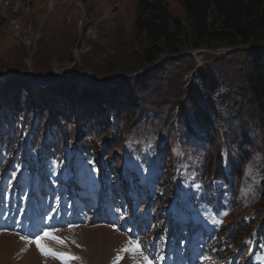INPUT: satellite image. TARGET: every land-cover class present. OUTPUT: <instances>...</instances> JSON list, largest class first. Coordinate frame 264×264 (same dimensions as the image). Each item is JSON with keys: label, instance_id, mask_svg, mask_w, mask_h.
<instances>
[{"label": "rangeland", "instance_id": "obj_1", "mask_svg": "<svg viewBox=\"0 0 264 264\" xmlns=\"http://www.w3.org/2000/svg\"><path fill=\"white\" fill-rule=\"evenodd\" d=\"M168 4L171 12L185 19V13L179 0H164ZM140 12L138 0H0V74H7L9 78L21 79L24 85H8L6 92L0 91V115L5 117L7 122L12 119V112L10 108H15L19 105L20 100L26 97V89L31 100L39 102L42 98L45 112L42 115L55 117L57 123L60 125H67V127L75 126L74 137L75 143L73 147L78 152L79 141L81 140L79 130L94 138L98 134V122L100 118L97 109L90 110V115H86L83 120L78 113L63 110L61 107L67 105L64 98L59 91L60 87L65 84H75L83 82L89 85L80 87L83 92L85 89L98 87L104 90V86L108 83H115L120 90V97L126 98L130 91L131 78L143 74L155 67L160 70V78H153L156 86H148V93L150 98L162 97L168 98L170 101H177V107L187 105L188 101L192 102L195 98L200 106H206L210 100L218 102L219 114L224 117H231L236 113L243 111L244 115L249 114V109L255 110L259 114L257 108L258 98L254 95V91L250 86V77L255 75V67L258 63V57L253 47L254 45H238L236 47H221L215 49H187L181 54H169L157 60L152 65H143V50L140 38L135 30L134 22ZM251 62L248 64V62ZM162 63L163 66L158 64ZM136 68V69H135ZM207 68L209 74H214L215 77L226 79L227 85L222 88L211 89L210 83L203 82V78L199 76L200 69ZM132 69V70H131ZM157 69V68H156ZM226 72H225V71ZM109 73V74H108ZM122 73L109 81H100L102 77L110 74ZM46 75H53L52 80H39L43 86H35L29 81H35L33 77H45ZM198 75V76H197ZM33 76V77H32ZM50 78V77H49ZM48 79V78H47ZM49 81L56 83L49 85ZM36 82V81H35ZM60 82V83H59ZM183 82V84H182ZM221 83L223 80L220 81ZM57 83H59L57 85ZM94 84V85H92ZM152 84V85H154ZM195 84V88L191 86ZM226 84V83H225ZM181 86V87H180ZM231 88V89H230ZM23 91V92H22ZM55 91V92H53ZM232 91L234 94H232ZM225 92L224 96L233 99H218L219 93ZM189 94H193L188 98ZM228 94V95H227ZM22 98V99H21ZM210 99V100H209ZM125 100V99H124ZM236 100V101H235ZM9 101L12 104H8ZM140 101V100H139ZM33 108H37L36 104H32ZM176 107V108H177ZM126 111L133 109V107L126 106ZM147 109L146 106H142ZM189 111L191 108L186 107ZM244 108V110H243ZM108 109L113 111V107L108 106ZM35 111V110H34ZM112 111H110L112 113ZM144 111V110H143ZM101 112V111H100ZM105 109H103V112ZM174 113H176L174 115ZM137 113L130 116L131 123L137 121L141 116ZM111 115H109L110 117ZM9 117V118H8ZM68 120H67V119ZM105 119V117H102ZM177 109L172 113L171 123L166 124L164 119L160 121L155 117V120L143 121L142 124H147L144 129L143 136H138V132L129 127L127 130L119 129L117 135L121 133L123 138L119 140L114 133L107 138V148L112 156L119 157L118 167L115 172L118 174V184L108 183L106 189L113 191L115 188L120 189L121 171L126 168L130 156L127 153L128 143H131V154L140 159L147 156L148 163H155V159L159 157L160 163L164 164L166 174L173 169L175 156L173 150L178 146V143L170 145L169 150H172L171 155L167 153V146L163 143V132H169L173 125L177 127ZM1 119V118H0ZM48 120V119H47ZM47 120L44 122L47 123ZM111 117V125L107 120L102 121V126L113 131V122ZM169 122V121H168ZM167 122V123H168ZM256 123V122H254ZM69 125V126H68ZM88 125V128L85 127ZM122 127V123L120 124ZM179 126L182 124L179 121ZM195 130L198 127L194 126ZM77 130V133H76ZM1 131V130H0ZM138 134V135H137ZM83 137V138H84ZM167 137V135H166ZM82 138V139H83ZM86 141V140H85ZM201 138L198 134L189 136L187 141H182V150L188 146L191 150L197 149L201 145ZM184 151V150H183ZM179 152L182 153L181 148ZM126 154V155H125ZM264 162V154L261 151L255 152L248 161L246 167L248 173L241 180L237 195L233 196L231 202L224 204L223 209L216 213L211 212V207L204 202H200L199 210L202 211L201 217L196 220L192 230V235H187L186 228L167 226L166 219L162 214L157 216H148L141 222L136 221L134 231L136 234H131L130 237L135 241H140L142 245L150 247L154 250L153 257L157 259L158 263L163 264H224L227 261L230 252L236 250L238 247L227 246L218 249L212 242L215 237V228L223 223L233 222L238 225L241 221L249 222L254 225L258 216L264 218V210L261 212L259 206L258 192L256 186L259 185L264 175L260 173V165ZM199 162H196L198 164ZM16 166V164H15ZM15 166L9 167L10 172L7 173L5 180L0 183V188L7 192H13L12 200L5 202V212H0V224L13 225L15 227L25 226V220L39 217L43 210L49 205L55 210L56 218L57 198L52 202L50 198L40 199L38 196L39 189L32 190L34 175H32V182L28 177V171H25L23 176L22 186L16 183ZM113 166V165H112ZM188 169V181L192 180L191 174H196L195 165L190 161H186ZM51 174L40 176L45 179V191L49 189L55 191L60 180H54L53 173L57 170V166L52 164ZM77 169L70 172L71 180L64 185L65 197L69 195V199L76 197V175ZM152 173V172H150ZM20 175V172L17 174ZM166 176V177H167ZM14 177V180H13ZM35 177H39L37 174ZM85 179L99 177L94 171L90 173L84 169ZM165 177V178H166ZM182 177V176H181ZM178 181V174L175 177ZM172 180L171 175L168 176V184ZM187 180V179H185ZM95 181H98L95 179ZM14 182V189L8 187ZM24 182L29 183V192L24 193L22 190L26 189ZM219 186L222 185L218 181ZM49 185V187H46ZM16 189H19L16 192ZM126 190V188L124 187ZM230 195V193H228ZM99 197V196H98ZM231 197V196H230ZM23 201H29V205H24ZM71 200H67V203ZM73 202H76L74 199ZM225 207V208H224ZM72 206L70 207L69 218L73 222H86L94 224L97 220L93 214L86 216V214L74 213ZM9 211L10 215H5ZM29 211V216L25 220L15 219L18 216L24 217ZM160 212V210L158 209ZM206 213H204V212ZM227 212V215L224 213ZM68 215V212L64 213ZM136 217V216H135ZM133 217V218H135ZM214 218L211 224L213 228L207 226V222L203 218ZM129 217L121 218L122 222L131 223ZM99 220H102L99 218ZM158 222V225L156 224ZM164 223V224H162ZM37 227L36 224H34ZM163 225V226H162ZM162 226V229H161ZM31 227V226H30ZM6 229V227H2ZM258 228V226H257ZM168 233L165 238L164 233ZM177 234L176 250L174 243L170 242L173 232ZM199 231V232H198ZM202 231H206L207 235ZM202 232V233H201ZM253 234V233H251ZM54 235L64 240V244L53 245L56 251L68 253L78 259L69 261V264H113L117 256L123 257L119 260V264H143L142 254H134L131 252L125 253L120 250L128 244L129 240L126 234L109 225H97L92 227H83L82 232L79 229L74 231L73 237H67L60 232H54ZM214 239H217L216 237ZM248 239L242 240L240 256L241 262L246 264L248 260V252L250 251ZM31 252H36L37 256ZM259 255L253 257L258 262H264V246L260 250ZM11 253H14L13 255ZM257 257H260L258 259ZM45 256L40 254V250L36 244L29 245L23 243L21 240L16 241L13 237H0V264H40ZM62 264V261L61 263ZM234 264H240L235 262Z\"/></svg>", "mask_w": 264, "mask_h": 264}, {"label": "trees", "instance_id": "obj_2", "mask_svg": "<svg viewBox=\"0 0 264 264\" xmlns=\"http://www.w3.org/2000/svg\"><path fill=\"white\" fill-rule=\"evenodd\" d=\"M138 1L140 12L135 19L134 27L140 38L144 56L143 65L137 67L152 65L166 55L181 54L187 49L233 48L238 45L255 46L253 48L256 51L258 63L255 67V75L250 77L249 84L254 95L258 98L255 109L260 111L259 114L255 110L249 109L247 115H244L240 110L230 118L224 117L219 114L218 102L210 99L204 107L200 106L195 98L181 108L184 141L186 142L189 136L198 134L202 142L195 150L185 146V158L197 167V178L204 185V195L210 196L212 202L220 206L230 190L226 187H217L215 181L223 180L231 188L235 186L234 191H231L234 196L239 190L251 156L257 151L264 154V0H179L185 13V19L175 16L164 0ZM250 63L249 61L248 64ZM158 65L163 66L162 63ZM206 69H200L199 74L205 83L212 81L211 89L214 90L221 80L228 83L226 79H220L214 74L207 73ZM160 70L155 67L131 78L130 91L124 98L125 100L120 97L118 87L113 84H110L111 87L105 91L92 87L80 94H78L79 88L76 85L63 84L59 91L65 100L63 104L67 106L61 108L86 117V115H90V110L101 106L100 109L98 108L101 112L97 109V115L101 118L104 116L105 119L100 118L98 125H102L101 122L106 120L111 125V116L114 115L116 126L119 129L127 130L129 127H133L141 137L144 134L143 130L155 120V117L162 121L164 116V119H167L166 124L170 123L172 113L177 107V101H170L168 98L162 99V97L150 98L151 95L146 88L149 85L154 87L160 83L154 84L153 80V78H157V80L158 77L160 78ZM120 74L122 73L106 75L100 81L112 80ZM45 77L55 76L46 75ZM12 83L24 85L20 79H11L8 84L2 85L0 82V91L6 92L7 85ZM151 86L149 87L151 88ZM24 92H26V97L21 98L22 102L20 100L19 105H16V108L21 106V109H18L20 114L23 112V116L28 117L32 114L33 109L39 114L47 111L43 106L45 104L42 102L43 99L34 102L31 100V96H28L27 89ZM232 94H234L233 91ZM192 96L193 94H189L188 98ZM222 97L226 100L233 99V96L230 98L223 95ZM8 104H12V102L9 101ZM32 104H36L37 108H33ZM130 105L133 109L126 111V108H123L120 110L122 107ZM107 106L113 107V111ZM142 106H146L147 109H143ZM186 107L191 110L189 111ZM103 109H105L104 113H102ZM137 113L141 114V117L131 123L130 116ZM109 115L111 116L109 117ZM143 121H147L148 125L142 124ZM50 122L51 128L56 130L59 137L62 138L61 127L63 126L57 124L55 117H51ZM40 124L39 121L38 127ZM195 125L198 130H195ZM113 128H115L114 125ZM104 130L105 132L99 131L98 137L108 138L113 132L107 128ZM71 132L73 133L74 129H71ZM170 138L172 147L176 140L173 125ZM167 148L169 149V145ZM196 162L199 163L196 164ZM259 168L260 173L264 175V162ZM257 191L259 206L262 207L261 212H263L264 179ZM248 227L249 225L242 221L234 230L235 244L240 243V239L244 236L242 233H246ZM227 229L226 226L221 228V233H226Z\"/></svg>", "mask_w": 264, "mask_h": 264}, {"label": "snow or ice", "instance_id": "obj_3", "mask_svg": "<svg viewBox=\"0 0 264 264\" xmlns=\"http://www.w3.org/2000/svg\"><path fill=\"white\" fill-rule=\"evenodd\" d=\"M228 213L225 212L224 215H227ZM55 229L49 230V229H44L42 230L41 233H38L33 237L31 236H21L22 240H28L29 242H34L36 244V247L40 250L42 255L45 256H51L52 258L59 259L62 261V264H69V261L73 259H78V257H74L68 253H63V252H58L55 249H52L50 247H46L42 241L45 239L55 241L57 244L63 245L64 240L61 239L60 237H57L54 235ZM121 252H131V253H143V249L141 246L140 241H129L128 244L120 250ZM123 257L117 256L116 260L113 261V264H119V260L122 259ZM260 259V257H257ZM143 264H153V262L148 258V256L143 257Z\"/></svg>", "mask_w": 264, "mask_h": 264}, {"label": "bare ground", "instance_id": "obj_4", "mask_svg": "<svg viewBox=\"0 0 264 264\" xmlns=\"http://www.w3.org/2000/svg\"><path fill=\"white\" fill-rule=\"evenodd\" d=\"M198 76V75H197ZM200 76V75H199ZM21 80V79H20ZM22 81V80H21ZM203 82H204V80H203ZM29 83H32V84H34L35 86H43L44 85V83L43 84H39V83H35V82H30L29 81ZM60 83V82H59ZM59 83H57V85L59 84ZM15 83H12V84H9V85H14ZM49 85H55L56 83H48ZM65 84V83H64ZM73 84V83H72ZM204 84H205V82H204ZM18 85H21V84H18ZM73 85H76L77 87H78V85L80 86V87H85L86 85H89V84H86V83H83V82H78V83H75V84H73ZM8 86V85H7ZM80 87H78L79 89H78V94H80L81 92H80V90H82ZM105 88H104V90H101V89H99L98 87H96V88H98L99 90H101V91H105V89H107V88H109V87H111V85L110 84H106L105 86H104ZM193 88H195V84L194 85H192L191 86V93H192V89ZM217 89H219V86H217L216 87ZM215 88V89H216ZM85 90H88V89H85ZM84 90V91H85ZM120 91V90H119ZM53 92H55V91H53ZM119 95H120V92H119ZM43 99V98H42ZM41 99V100H42ZM40 100V101H41ZM44 100V99H43ZM107 105V104H106ZM108 107V106H107ZM34 110V109H33ZM36 111V110H35ZM149 174L151 175V177H152V173H150L149 172ZM144 178H146V176H144ZM147 193H149V195L147 194ZM145 196H144V198H146V199H148L149 197H150V191L148 192V191H145Z\"/></svg>", "mask_w": 264, "mask_h": 264}]
</instances>
